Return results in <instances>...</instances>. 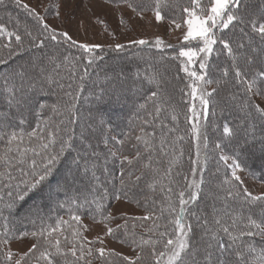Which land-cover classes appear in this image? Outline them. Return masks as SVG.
I'll return each instance as SVG.
<instances>
[{
	"label": "snow or ice",
	"instance_id": "snow-or-ice-1",
	"mask_svg": "<svg viewBox=\"0 0 264 264\" xmlns=\"http://www.w3.org/2000/svg\"><path fill=\"white\" fill-rule=\"evenodd\" d=\"M120 2L127 4L133 11L139 7V4L134 5L131 0H120ZM8 3L23 8L30 17L38 22L39 28L33 30L25 25L21 32L19 21H17L16 30L10 31L5 23L0 22V65H6L9 59L22 53H33L29 61L26 62L28 66L36 68L42 60L46 59L50 63H55V68L59 69L61 62H57L56 57L46 56L43 53L35 54L46 47V42L55 45L64 43L68 44L69 47L76 46L81 49L83 51L82 56H63V63L71 64L73 69L76 62L80 60H85L87 65H91L96 60L102 59L100 56L93 55L96 49L103 47L102 45L80 43L74 40L67 31H58L51 27L45 22L43 15L28 4L22 3V0H0V7ZM153 3L152 10L157 22L164 18L162 16L163 8L169 5L180 8V0H153ZM243 6L244 0H207V6H205V0H188V4L182 8L181 14L171 21L175 28H184L178 55L173 59L180 61L181 70L189 78L186 87L190 89V92L185 93L184 89H181L182 93L191 98L185 119L191 125L188 131L195 141V158L189 157L191 167L188 173L177 171L175 173L176 178H173V170L181 164V158L184 155V149L178 146V142L184 140L185 136L176 134L178 133V124L169 127L167 123L160 120V125L167 131H162L157 139L154 132L148 133L143 127V125L150 124L151 121L143 119L142 125L138 128V134L134 137L136 143L131 145L135 150L133 156L123 154L124 145L130 142L132 138L131 134H125L124 139L116 136L111 137L114 146L109 148L101 160V153L93 148L91 142L84 143L83 149L75 147L74 137L76 133L72 125L77 122L78 117L75 111L76 104L73 102H66L62 108L56 104L51 106L53 112L63 117L54 128L50 126L49 119L38 120L36 127L25 133L22 128L16 130L25 124L23 113L13 118L18 119V125L9 122L7 113L0 117V143L6 145L0 151V163L4 167V170L0 171V178L8 181L4 187L10 189L7 192L8 201L4 202L3 207L0 208V219L7 221L8 218L4 216L5 210H13L18 203L24 202L31 195L41 192L46 185L51 184L52 179L56 178L60 171L59 166L65 165L67 171L62 177V181H57L56 190L68 193L70 186L74 187L77 181L87 178L93 182L89 188L91 198L89 195L81 196L77 193L67 196L65 201L59 203V207L63 208L67 204L71 212V219L80 224L81 216L77 213L81 209L91 208L94 205L93 219L99 216V222L104 225L106 235L115 236L118 230L123 229L125 239L121 242H130L133 249H139L134 257H130L103 246L93 248L90 245L97 243L103 245L104 240L101 236L88 240L83 235V231L87 230V225L73 228L71 237L65 236L62 241L59 237L64 234L60 230V226L67 224L68 221L60 218L57 220L56 226L50 229L31 233L21 232L20 237L30 235L36 239V243H33L26 252L19 253L7 247L15 234L5 224L3 231H0V261L3 264H32L33 257L36 261H43V264H59L61 258L63 264H78L80 261H84V264H91V260L87 258L92 257L94 253L98 254V258L104 264H143L148 258L146 257L145 246H149L151 249L149 255L152 264H264V192L254 194L248 187L244 186L241 176L238 175V172L244 169V165L239 159L243 145L237 146L238 150L233 156L224 154L219 156V159L231 169V176L225 177L216 186L223 193L218 194L216 199L224 201L225 208L213 207L210 220L203 212L201 214L195 212L189 214V205L198 202L200 198L204 183L202 173L205 170L204 165L209 159L207 154L202 151V146L204 149L208 147V136L205 128L210 106L213 104L212 97L220 87L228 85L227 77L230 70L234 73L236 82L243 85L244 99L240 101L241 109H248L249 117L252 116V110H254L258 114L260 122L259 128L256 124L249 123L243 129V135L246 138L243 144L255 142L257 132H259V141L262 150H264V107L253 100L254 96L264 98V70L251 69L250 73L248 71V65L253 63V57L241 51L250 46L251 42V37L245 31V27H241L239 31L245 36H249V45L244 42L237 43L232 35L225 31L234 28L236 24L247 26L245 17L239 14ZM56 7L59 6L56 5ZM56 15L59 16L58 11ZM10 19L12 18L10 17ZM250 27L252 32L260 37L261 44H264V22L253 19ZM13 37L14 41L11 39ZM4 38L8 39L5 40ZM128 43L137 46L149 45L151 42L141 38L131 40ZM152 46L157 49L173 47L171 44H166L160 37L155 38ZM109 47L113 51L119 52L124 50L125 44L115 43ZM261 51L264 52V48ZM214 55L217 57L226 56L231 62L230 65H225L223 68L217 67L216 70L221 75L215 80L209 78V73L213 68L211 58ZM241 60L245 64L243 70L239 66ZM262 64H264V57H262ZM87 65L84 75H87ZM197 65L198 71L193 69V66ZM20 68H25V65H20ZM25 75V71L13 70L3 79L7 85L15 77L24 80ZM139 75L140 73L137 71L136 76ZM145 79L148 84L155 85L156 90L151 91L145 103H141L139 108L145 109L147 102L153 101L156 105L154 109L155 119L159 120L161 112L165 110L161 100L167 102L169 98L167 96L161 97L159 73L152 72ZM212 84H215L216 87L209 90L207 86ZM53 85L60 89L64 88V85L54 79L51 73L45 74L43 67H39V76L29 77L27 83L28 91L36 94L51 89ZM6 90L11 97L10 104L13 102L15 104L21 103L15 97V92L19 89L13 85ZM66 95L75 100L79 93L77 92L75 95L66 93ZM232 99L238 100V97L233 94ZM197 101L199 107H197ZM28 103H31V100ZM47 107L44 103H38L36 116L39 117L41 111ZM167 110L171 121L177 122L176 106L171 105ZM211 112L212 115H215L214 108L211 109ZM147 115L152 116L153 113L148 112ZM104 123L105 121L101 117L98 121L99 126L102 127ZM89 127L93 128L92 125ZM95 130L93 128V132ZM223 133L226 136H232L234 131L225 123ZM171 134L176 135H173L169 141L168 137ZM80 139L83 143L88 141L89 137L81 132ZM201 141L203 145H201ZM98 142H102L105 148L109 146V138L106 136ZM26 144L31 146H25ZM140 145H142V150ZM216 149H221L219 141L214 145V150ZM73 152H75L74 156L72 155ZM145 154H147L146 159ZM157 154L168 158L166 169L157 166L160 163L159 160H156L155 165L153 164ZM110 158H118L120 161L119 186L115 188L116 200L128 197L131 188L142 179L144 170H151L154 175L159 176V179L154 178L151 181L149 187H154L159 183L161 184V191L166 189L167 194L164 201L161 202L158 212H149L142 217L128 218L142 222L151 220L152 224L149 227H144L143 223L140 225L144 228V232L150 234L148 238L143 235L137 238L135 231L129 232L127 219L124 223L116 225L115 228L110 226V221L116 217L110 212L105 214L102 201L107 198L109 191L107 188H104L102 192L99 191L100 188H103V184L97 175L98 172L101 174L109 173L107 165ZM229 160L231 163H228ZM137 163L140 165V175L133 178L132 171L128 169ZM9 168L18 172V176L7 171ZM198 173L201 174L199 179L196 178ZM181 176L182 179H179ZM165 179L168 181L167 184L163 183ZM108 182L111 183L112 181L109 180ZM13 187L14 191L11 190ZM229 200L237 202L239 209L228 211ZM0 201H3V196H0ZM137 203L139 202L137 201ZM192 219H194L195 225L191 222ZM135 227L136 225L133 224V228ZM195 228L202 229L200 236L202 246L194 245L192 242L191 237ZM54 235H57V238L53 240ZM153 235L157 238H152ZM225 236L227 243L223 240ZM254 238H259L261 241L259 250L256 244L252 242ZM158 245H162V247L158 248ZM69 255L73 258L71 261L68 260Z\"/></svg>",
	"mask_w": 264,
	"mask_h": 264
},
{
	"label": "trees",
	"instance_id": "trees-1",
	"mask_svg": "<svg viewBox=\"0 0 264 264\" xmlns=\"http://www.w3.org/2000/svg\"><path fill=\"white\" fill-rule=\"evenodd\" d=\"M106 1L122 3L120 0ZM131 2H133L134 5L139 4L138 8L153 9L154 7L153 0H131ZM263 2L264 0H244V6L241 8L239 14L245 17L247 26L236 24L234 28L225 30L228 34L232 35L233 39L237 43L244 42L249 45V36L251 37V48L241 50L246 55L253 57V63L248 65L249 73L251 72V69L264 70V65L262 64L264 52L261 51V49L264 48V44H261L260 37L253 33L250 27V23L253 19L258 22H264V5H261ZM187 4L188 0H180V8L169 5L168 7L163 8L162 15L168 19H173L181 14L182 8ZM205 6H207V0H205ZM10 17L12 19H10ZM17 21H19V28L21 32L23 31V27L25 25L33 30L39 28L38 22L30 17L23 8H18L12 3H8L5 6L0 7V22L5 23L8 30H16ZM241 27H245V31L249 34V36H245L243 33L238 31ZM4 39L6 40L8 38ZM11 39L14 41V37ZM41 53L46 56L56 57V61L61 62V67L56 69L55 63H50L46 59L42 60L38 67H30L26 64V62L29 61L30 56L33 53H22L19 56L9 59L6 65H0V95H4V99L0 98V117L7 113L9 122L13 125H18V119L13 118L18 117L20 113H23L25 124L16 128V130H20L22 128L26 133L36 127L38 120L44 119H49L50 126L54 128L63 117L53 112L51 106L56 104L62 108L66 102H73L76 104L75 111L78 117L77 122L72 125L76 133L74 137L75 147L83 149L84 143L91 142L93 148L101 153V160H103L104 154L108 152L109 148L114 146V142L111 140V131L114 136L120 139H124L125 134H131L132 138L130 142L124 145L123 152V154L131 157L135 154V150L131 147V145L136 143L134 137L138 134V128L142 125L143 119L151 121L150 124L143 125V127L148 133L154 132L157 139L162 131H167V129L162 128L159 123L160 120H163L169 127H174L178 124V133L176 134L185 136L184 140L178 142V146L184 149V155L181 158V164L177 165L173 170V178H176L175 173L177 171L182 173L189 172L191 167L189 157L191 156L193 158L194 147L190 132L188 131V129H190V124L185 119L187 114L188 95L181 92V89H184L185 93L188 92L186 85L189 83V78L187 77V74L181 70L180 61L173 59V57L178 55L175 47H163L157 49L150 45H137L125 47L124 50L119 52L113 51L110 48H105L104 50L96 49L93 55L100 56L102 59L96 60L91 65H87V61L85 60H80L76 62L74 69L71 64L63 63V56H82L83 51L76 46L69 47L68 44L64 43L55 45L50 42H46V47L35 54L40 55ZM256 54L259 55L257 58ZM161 57H163V59H161ZM230 63L231 62L226 58V56L222 55L217 57L214 55L211 58L213 68L209 73V78L213 80L219 78L221 74L216 70L217 67L223 68L225 65H230ZM20 65H25V68L21 69ZM86 65L87 75H84ZM239 66L242 70L245 68L243 60L239 62ZM39 67L44 68L45 74L51 73L54 79L64 85V88L60 89L53 85L51 89L39 94L29 92L27 87L28 78L38 77ZM13 70L25 71V78L24 80H21L19 77H15L9 82V84L6 85L3 77ZM137 71L140 73L139 76H136ZM152 72L159 73L161 97L163 98L164 96H167L169 98L167 102L161 100V103L164 104L165 110L161 112L159 120L155 119L154 109L156 105L153 101H148L145 109L139 108L141 103H145L146 98L150 95L151 91L156 90L155 85L148 84L145 79V77ZM227 80L229 81L228 85L220 87L212 97L213 104L210 106L209 119L206 121L205 128V132L208 136V147L207 149H202V151L209 157L204 166L205 170L202 175L204 183L202 185L201 195L198 202L193 205H189V214L193 212L201 214V212H203V214L208 216L209 220L211 219L213 207L217 209L225 208L224 201L216 199L218 194H223L216 186L220 184L225 177L231 176L229 169L219 159L217 151L214 150V145L218 140L223 148L233 150L235 153L237 151L234 149L236 144L240 143V145H243L242 152H246L251 155L250 159L248 158L250 163H244L242 161V155H240L239 159L243 162L244 166H246V169H248L249 165H251L253 168L251 172L253 176L257 180L264 182V175L259 173L257 170V168L262 165L261 163L262 160H264V153L252 155L247 150V148H250L251 145H244V141L242 140L244 139L243 129L246 128L249 123H254L257 128H259L260 122L258 114L252 110V116L249 117V110L241 109L240 101L244 99L243 85L236 82L234 73L231 72V70ZM13 85L16 89H19V91L15 92V97L17 100L21 101L20 104H15L14 102L10 104L11 97L6 89L12 87ZM212 86L216 87L215 84H212ZM77 92L79 95L76 96L75 100H73L71 96L66 95V93H73L75 95ZM233 94L238 97V100L232 99ZM29 100H31V103H29L30 105L24 107ZM38 103H44L48 106L46 109L41 111V115L39 117L35 114L38 108ZM227 103L228 107H226ZM171 105L176 106L178 112L177 122L171 121L170 114L167 110ZM229 107H232V109L228 111ZM212 108L215 109V115H212ZM112 112L113 116L122 113L125 119L124 122L119 118H114L112 120L106 116L104 119V125L100 127L98 121L100 117L103 116L102 114H112ZM148 112H152L153 115L148 116ZM92 117L93 119H91ZM225 123L233 129L234 134L232 136H226L223 133V125ZM213 124H215V127H213ZM89 125H92L93 128L96 129L95 132L89 131L90 129L93 130V128H90ZM236 128L238 130L237 132L235 131ZM109 130L110 132H108ZM81 132H84L85 135L89 137L88 141L82 143L81 139H77V136ZM176 134H171L168 137L169 141L172 139V136ZM105 136L109 138L108 148H105L102 142H98ZM256 142L257 144H260L259 140ZM5 146L6 145L4 143H0V151H2ZM25 146L31 145L26 144ZM139 147L142 150V145ZM72 155L74 156L75 152H73ZM146 158L147 154H145V159ZM167 159V157L157 154L153 164L155 165L156 160H159L160 163L157 166L161 169H166ZM59 167L60 170L67 171L65 165H61ZM107 167L109 168L108 174H101L100 172L97 173L100 177V182L103 184V188H100L99 191L102 192L104 188H107L109 191L107 198L102 201L105 214H107L109 206L115 200V188L119 186V159L110 158ZM139 169L140 165L137 163L134 166L129 167L128 170L132 171L134 178L135 176L140 175ZM3 170V164L0 163V171ZM7 171L18 176V172L13 171L12 168L7 169ZM57 178L58 177L56 176L55 179H52L51 184L46 185L41 192L31 195V197L26 198V201L24 202L18 203L16 208L13 210H5L4 216L8 219L7 221L0 219V231H3L5 224H7L8 229L15 234V237H20L21 232H40L42 229L55 227L57 220L63 218L68 221V223L60 226V230L64 235L59 238L62 241L65 236L70 238L72 229L80 227L81 222L78 224L76 221H73L71 219V212L69 211L68 205L65 204V207L61 208L59 207V203L65 201L67 196H72L77 193L81 196L89 195V198H91L89 188L93 182L87 178L79 180L74 187L70 186L68 193H65L63 191L56 190ZM154 178L159 179V176L154 175L151 170H144L142 179L131 188L128 197H122V199H126L136 205L142 206L146 213L158 212L161 202L164 201L167 192L166 189L165 191H161V184L159 183L154 187L148 186ZM179 179H182V176ZM109 180L112 182L109 183ZM7 183V180L0 178V196H3V201H0V208H2L3 203L7 202L9 199L7 192L10 189L4 187ZM163 183L167 184L168 181L165 179ZM11 190L14 191V187ZM46 190H54L55 195L57 197H61L62 199L50 198L45 194ZM50 199L54 202V204L53 206L48 207L46 205V201ZM137 201L139 203H137ZM238 209L239 205L237 202L232 200L228 201V211ZM253 211H255V209H253ZM94 212L95 206L93 205L91 208L81 209L77 214L81 216V219H93ZM28 213L34 215V217L31 219ZM95 219L100 220L99 216H96ZM122 219L121 224L124 223L126 219L128 220V230L129 232L135 231L137 238L141 235L148 238L150 235L149 233L144 232V228L140 225L143 223L144 227H149L152 224L151 220L146 226L144 221L142 222L136 219L134 220L128 218ZM19 220H23V223L19 222ZM191 222L195 225L194 219H192ZM161 223H163V221H161ZM133 224L136 225L135 228H133ZM201 232L202 229L195 228L191 237L194 245L202 246V242L200 240ZM116 236H118V240H124V230H118ZM15 237L11 240L19 239ZM25 237L31 238L33 243H36V239L32 236L29 235ZM52 238L53 240L56 239L57 235H54ZM152 238L155 239L157 237L153 235ZM223 240L227 243L226 236L223 237ZM252 242L256 244L259 250L261 246L260 239L254 238ZM125 244L131 246L130 242ZM67 246L70 247V245ZM90 246L95 248L94 245ZM136 250L139 251V249ZM150 251V247L145 246L146 257L148 258L150 256ZM92 257H95L94 259L98 258L96 253H94ZM148 258L143 262V264H147ZM72 259L73 258L69 255L68 260L71 261ZM98 260H100V258H98ZM32 264H43V261H36L35 257H33ZM59 264H63L62 258L59 260ZM78 264H84V261H80ZM101 264H104V262L101 261Z\"/></svg>",
	"mask_w": 264,
	"mask_h": 264
},
{
	"label": "rangeland",
	"instance_id": "rangeland-1",
	"mask_svg": "<svg viewBox=\"0 0 264 264\" xmlns=\"http://www.w3.org/2000/svg\"><path fill=\"white\" fill-rule=\"evenodd\" d=\"M22 3L28 4L31 8H35V10L45 17V22L48 23L51 27L56 28L58 31H67L69 35L76 41L80 43H88V44H100L103 47L97 50H104L105 48H110L109 45H114L115 43H123L125 47L134 46L129 44L128 42L136 39H148L152 46L154 44L155 38L160 37L165 41L166 44H171L176 48V52H179V46L182 41V35L184 28L181 29L175 28V25L171 22L172 19H168L164 17L159 22L156 21L154 12L152 9H144L137 8L136 11H133L131 8L127 6L125 3H117L110 2L106 0H22ZM56 5L59 7L57 8ZM264 5V2L261 4ZM260 5V6H261ZM259 6V7H260ZM57 11L59 12V16L56 15ZM123 20V23H121ZM103 21V23H100ZM239 31V29H238ZM247 45V44H246ZM251 46L246 47L245 49H250ZM111 49V48H110ZM259 56L256 54V58ZM264 65V64H263ZM194 70H199L198 65L193 66ZM209 90L213 88L212 85L207 86ZM190 92V89H188ZM0 98L4 99V95L1 94ZM188 103L191 102V98L188 95ZM121 99V98H120ZM119 99V101H120ZM253 100L261 107H264V98L260 96H254ZM96 102V101H95ZM121 103V102H120ZM29 106V103L25 104ZM24 105V107H25ZM90 105V104H86ZM188 107V105H187ZM197 107L198 101H197ZM228 107V103L226 104ZM232 107L228 108V111L231 110ZM124 113V112H123ZM102 114L103 119L108 116L109 119L119 118L124 122V116L122 113L119 115L112 114L107 115ZM112 115V117H111ZM187 115V114H186ZM100 117V118H101ZM93 119V117L91 118ZM209 119V116H208ZM207 119V120H208ZM203 122V121H202ZM209 123V122H208ZM191 127V125H190ZM189 127V128H190ZM93 132L92 129L89 130ZM238 131L237 128L235 130ZM110 132V130L108 131ZM111 137L114 136L112 131L110 132ZM191 135V133H190ZM260 133L257 132V139L259 140ZM77 139H80V134L77 136ZM192 139V137H191ZM246 138L242 139L243 141ZM219 141V140H218ZM249 142L250 148L247 150L253 155L264 153L262 150L261 144H257V142ZM192 144L194 147L195 141L192 139ZM201 145L203 142L201 141ZM240 143L236 144L235 150ZM203 149V146H202ZM246 150V151H247ZM218 156L221 154L233 156L235 155V151L229 150L228 148L216 149ZM243 151V149H242ZM242 161L244 163H250L249 153L242 152ZM193 158H195V147L193 152ZM249 158V159H248ZM226 166L227 164L222 161ZM242 162V163H243ZM231 163V160L228 161ZM262 164V165H261ZM260 167L257 168L259 173L264 175V160H262ZM244 165V164H243ZM205 166V165H204ZM228 168V166H227ZM229 169V168H228ZM253 168L249 165V168L246 169L244 166L243 171H239L238 175L241 176L243 180L244 186L248 187L250 191L254 194H259L264 192V182L257 180L253 174L251 173ZM231 175V169H229ZM66 171L60 170L57 174V181H62V177L65 175ZM203 175V173H202ZM201 176L200 173L197 174L196 178L199 179ZM56 181V184H57ZM77 184V182H76ZM63 193V192H62ZM45 194L50 198L62 199L61 197H57L54 193V190H46ZM54 202L52 200H47L46 205L48 207L53 206ZM28 210V206H27ZM111 213L116 218L110 221V226L115 228L116 225L121 224L122 218H135L142 217L146 214L145 210L142 206L136 205L126 199L114 200L112 204L109 206L107 210V214ZM29 214V217L32 219L34 215ZM27 218V217H26ZM135 220V219H134ZM19 222L23 223V220H19ZM149 221H144L146 226L149 224ZM151 224V223H150ZM81 225H87V230L83 231V235L88 238V240H92L96 236H101L104 240V244L101 245L99 243L94 244V247H105L114 249L116 252H119L123 255H127L130 257H134L136 255L137 250L133 249V247L121 242L122 240H118V236H108L106 235V229L99 220L82 218ZM33 244V240L29 237L14 239L9 241L7 247H10L14 252L23 253L28 250V248ZM162 247V245H158V248ZM97 257L98 254L96 253ZM95 257H88V259L92 260L91 264H101V259H94ZM0 264H3L1 261ZM147 264H152L150 260V256L147 260Z\"/></svg>",
	"mask_w": 264,
	"mask_h": 264
}]
</instances>
